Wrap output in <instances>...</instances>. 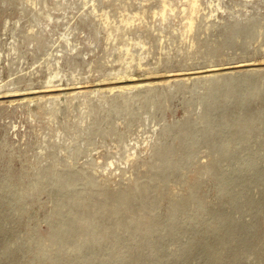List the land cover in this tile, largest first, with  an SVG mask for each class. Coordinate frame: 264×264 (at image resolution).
I'll list each match as a JSON object with an SVG mask.
<instances>
[{
  "label": "rangeland",
  "instance_id": "1",
  "mask_svg": "<svg viewBox=\"0 0 264 264\" xmlns=\"http://www.w3.org/2000/svg\"><path fill=\"white\" fill-rule=\"evenodd\" d=\"M0 264H264V0H0Z\"/></svg>",
  "mask_w": 264,
  "mask_h": 264
},
{
  "label": "bare ground",
  "instance_id": "2",
  "mask_svg": "<svg viewBox=\"0 0 264 264\" xmlns=\"http://www.w3.org/2000/svg\"><path fill=\"white\" fill-rule=\"evenodd\" d=\"M191 22V21H190ZM135 83H138L136 86H138L139 84H141V83H139V82H135ZM143 84H146V83H143ZM129 84H124V85H122L121 84V86L120 87H125V86H128ZM117 202H118V206L119 207H123V208H125L126 206H127V204H128V194L127 193H124L123 195H120L119 197H118V200H117ZM222 219V218H221Z\"/></svg>",
  "mask_w": 264,
  "mask_h": 264
}]
</instances>
